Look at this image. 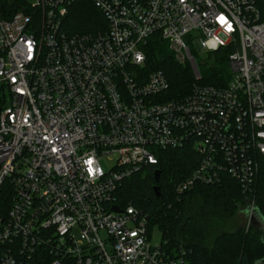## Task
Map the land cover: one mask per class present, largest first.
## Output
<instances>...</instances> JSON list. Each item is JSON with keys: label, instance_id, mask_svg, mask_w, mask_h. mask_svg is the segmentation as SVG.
Masks as SVG:
<instances>
[{"label": "built area", "instance_id": "obj_1", "mask_svg": "<svg viewBox=\"0 0 264 264\" xmlns=\"http://www.w3.org/2000/svg\"><path fill=\"white\" fill-rule=\"evenodd\" d=\"M76 1L0 0V264H194L182 246L152 244L147 214L119 207L116 191L160 151L189 146L197 163L175 192L226 175L252 192L264 160V0H90L101 19L69 31ZM155 37L190 64L187 93L146 73ZM193 44L222 50L227 81L200 83ZM102 157L114 160L106 170ZM246 208L249 223L253 199Z\"/></svg>", "mask_w": 264, "mask_h": 264}, {"label": "trees", "instance_id": "obj_2", "mask_svg": "<svg viewBox=\"0 0 264 264\" xmlns=\"http://www.w3.org/2000/svg\"><path fill=\"white\" fill-rule=\"evenodd\" d=\"M84 4L91 10L85 9ZM101 17L90 0H77L65 26L69 31H90ZM145 49L146 73L161 70L172 95L187 93L195 81L190 64L175 62L167 44L159 38L150 39ZM191 53L201 73L200 83L227 81L229 73L222 50L214 51L210 60L199 59L193 49ZM197 158L189 146L160 151L156 164L123 179L115 203L119 207L130 203L143 210L148 216V228L158 224L164 236L162 242L189 250L194 264H253L264 257V229L234 228L230 220L240 206L253 199V219L264 223V160L251 193L242 192L239 184L227 175L220 183L196 184L185 192H175V182L193 170ZM154 185L159 187L158 194Z\"/></svg>", "mask_w": 264, "mask_h": 264}, {"label": "rangeland", "instance_id": "obj_3", "mask_svg": "<svg viewBox=\"0 0 264 264\" xmlns=\"http://www.w3.org/2000/svg\"><path fill=\"white\" fill-rule=\"evenodd\" d=\"M26 2L33 3L34 0H26ZM84 8L85 9L90 8V10H91V7H89L88 5L86 6L85 4H84ZM191 48L196 52L198 58L201 59V60H208V59L210 60L212 58L211 56H212L213 53L206 52L205 50H203L199 46L196 47L193 44ZM173 59H174V57H173ZM174 61H175V59H174ZM178 64H181V63H178ZM100 163H101L102 167L106 170L114 163V160L113 159L109 160V159H106V157H102L101 160H100ZM230 221H231V223H233V227L234 228L235 227H243L244 229L247 230L249 227H253V229H255V230L264 229V223H261V222L257 221L256 218L251 220L248 223V209L246 208V206H240L238 208V210L235 212L234 216L231 218ZM149 231H150L149 232V234H150L149 235V241L152 244H157V243L162 242V240L164 239V236H163V232L160 229L158 224H154L149 229ZM72 233L75 236H77V228L76 227L72 229Z\"/></svg>", "mask_w": 264, "mask_h": 264}, {"label": "water", "instance_id": "obj_4", "mask_svg": "<svg viewBox=\"0 0 264 264\" xmlns=\"http://www.w3.org/2000/svg\"><path fill=\"white\" fill-rule=\"evenodd\" d=\"M158 188L159 187L156 186V185L153 186V189H154V191H156V194H158ZM113 209L115 211L118 210L117 207H115V206L113 207ZM261 240L264 241V232H262V234H261ZM253 264H264V257H262L261 259L255 261Z\"/></svg>", "mask_w": 264, "mask_h": 264}]
</instances>
